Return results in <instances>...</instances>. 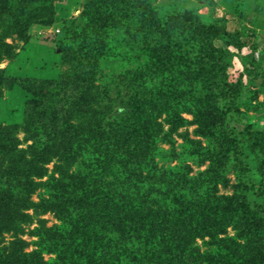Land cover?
I'll use <instances>...</instances> for the list:
<instances>
[{
	"label": "rangeland",
	"instance_id": "rangeland-1",
	"mask_svg": "<svg viewBox=\"0 0 264 264\" xmlns=\"http://www.w3.org/2000/svg\"><path fill=\"white\" fill-rule=\"evenodd\" d=\"M54 117L66 156L43 162ZM253 131L264 0H0V264H248L264 244ZM78 178L96 195L78 198Z\"/></svg>",
	"mask_w": 264,
	"mask_h": 264
},
{
	"label": "trees",
	"instance_id": "trees-1",
	"mask_svg": "<svg viewBox=\"0 0 264 264\" xmlns=\"http://www.w3.org/2000/svg\"><path fill=\"white\" fill-rule=\"evenodd\" d=\"M206 29V34L207 35H211V37L212 36H214V35H217V36H219L220 34H222V33H224L225 34V29L224 28H215L214 26H211V27H209V28H205ZM130 44V43H129ZM200 52H201V50H200ZM226 53H229V52H227V51H224L223 49H219V52H218V55L214 58V60H216L218 63H219V66H220V68L223 70V73L225 74V76H226V71L224 72V66H227L225 63H224V58H225V56L227 55ZM226 87V90H227V92L229 93V95H230V97H231V106L232 107H234V99L235 98H237L238 97V95L240 94V91H241V89H242V83L240 82V83H235V84H225L224 86H223V88H225ZM224 90V89H223ZM215 114V113H214ZM47 117V116H46ZM220 118V116L219 115H217V114H215V117L214 118H212L213 119V123H215V122H219V121H221V119H219ZM219 119V120H218ZM58 120L57 119H55V117H54V119L51 121V122H49L48 124L49 125H54L55 127H53V128H48V124H47V127L45 128V130H42L40 133L42 134L41 136H40V138H42L41 140H40V142L42 143V145H43V149H44V154L43 153H40L39 152V147L36 149V151H37V154L38 155H40V156H42V157H39V156H34V157H36L38 160H40V161H43V162H46V161H48L49 159H52V158H56V157H59V158H61V159H63V157L64 156H66V155H63L62 154V152H60V150L61 149H63L64 148V146L61 144V142L62 141H60V143L58 144V145H56L58 142H57V140H56V135L57 134H55V129H57L58 128V126H57V124H58ZM221 122H223V121H221ZM249 130V129H248ZM248 130H247V132H248ZM251 137H253V138H255V140H257L258 141V143H257V146H259V147H263V145H264V131H253V132H250V133H248ZM247 135V134H246ZM145 136H146V133L145 134H142V136H141V139L142 140H144L145 141ZM223 136H225L224 138H222V141H227V132L223 135ZM68 141V146L71 148H76L77 150H79V151H81V149L79 148V142H78V140H77V137L74 135V136H71L70 138H69V140H67ZM84 143L85 142H83V153L85 152H87V148L89 147V146H87L86 147V145H84ZM98 144V143H97ZM149 146H150V148L152 147V148H154L155 147V143H154V141L153 140H151V141H149ZM100 148H102V146H100V145H96V143H94L89 149H91V150H93V151H95L96 153H98V151H100L99 149ZM42 149V150H43ZM86 150V151H85ZM249 150V149H248ZM264 150V148H261V152ZM263 153V152H262ZM249 154V153H248ZM264 154V153H263ZM14 161L12 160V161H10V173L11 172H18V170L16 171L15 170V166L13 165L14 163H13ZM12 170V171H11ZM80 173H81V170L79 171ZM15 175H18V173H14ZM18 178L19 179H21L20 178V176L18 175ZM78 182H75L74 184H75V188L77 189V190H79V192H80V194L78 195L77 194V196H78V198H82L83 196H95L96 195V192H98V187H97V185L95 184V183H92L91 182V185L89 184V183H86V181L84 180V179H80V178H78ZM30 184H32L30 181L28 182V184H26V183H21V189H23V188H25L26 187V189H29V188H31L30 187ZM33 189H34V187H33ZM73 191H75L74 189L72 190V191H70V193H69V195H68V197H69V199H70V195L73 193ZM33 191H31L30 193H32ZM90 194V195H89ZM62 196V195H61ZM60 196V197H61ZM67 198V195H65V194H63V198ZM120 198L121 197H117L116 199L114 198V202H113V206L115 205V204H119L120 205ZM112 198L109 196V198H107V201L105 202V201H103V203L100 205L101 206V208H105V206H107V204H108V201L110 200V201H112L111 200ZM244 203L245 202H243V201H241L240 202V205L241 206H244ZM117 206V205H116ZM100 208V209H101ZM112 209V208H111ZM111 209H109L108 207H107V209H106V211H108V210H111ZM105 211V212H106ZM103 212V211H102ZM259 220V219H258ZM260 220H261V223H260V225L261 224H264V219L263 218H260ZM170 222H171V220L169 221V223L167 224V229L165 228V233H168L169 232V234H171L170 233V230L172 231L173 230V227H171L169 224H170ZM259 224V223H258ZM262 226H264V225H262ZM175 230H176V228H175ZM175 234H177L176 232H175ZM171 236V235H170ZM170 236L168 237V239H167V242H166V244H165V246L166 247H164V250L165 251H163L162 253H160L159 254V257L161 258V259H163L165 256H166V254H170V256L172 255V257L173 258H175L173 255L175 254V248H176V245H175V239L179 236V235H177V236H173V240H171V239H169L170 238ZM173 241H174V243H173ZM92 243V240H90V242H89V245ZM168 249H170V250H168ZM249 262H248V264H256V262H258L257 261V258H261V260H262V258L264 257V244L263 245H261L259 248H254V249H252V251L250 252V254H249ZM189 259V258H188ZM187 260V259H186ZM198 260V258L195 260V261H197ZM181 261V259L180 260H178V262H180ZM183 261V260H182ZM181 261V262H182Z\"/></svg>",
	"mask_w": 264,
	"mask_h": 264
}]
</instances>
